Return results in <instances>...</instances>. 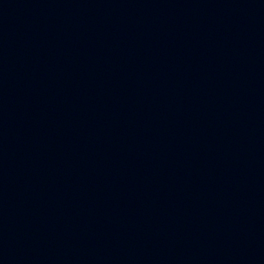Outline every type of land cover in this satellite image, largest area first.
Instances as JSON below:
<instances>
[{"label":"water","instance_id":"95a60500","mask_svg":"<svg viewBox=\"0 0 264 264\" xmlns=\"http://www.w3.org/2000/svg\"><path fill=\"white\" fill-rule=\"evenodd\" d=\"M0 264H264V0H0Z\"/></svg>","mask_w":264,"mask_h":264}]
</instances>
